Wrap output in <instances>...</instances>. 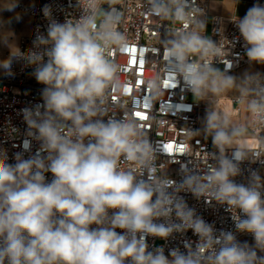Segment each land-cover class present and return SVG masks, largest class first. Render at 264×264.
<instances>
[{
	"label": "clouds",
	"instance_id": "clouds-1",
	"mask_svg": "<svg viewBox=\"0 0 264 264\" xmlns=\"http://www.w3.org/2000/svg\"><path fill=\"white\" fill-rule=\"evenodd\" d=\"M120 4L76 0L79 16L67 13L63 21L45 6L46 34L37 32L26 52L5 30L11 20L0 19V44L10 49L0 69L11 74L13 60L24 59L44 86L42 103L22 109L39 149L25 155L31 153L25 140V153H17L14 163L0 149V264H264V176L250 170L246 182L235 179L245 161L264 165L247 141L264 129V74L229 73L231 42L222 31L214 30L219 41L207 34L208 10L197 0H143L148 16L168 22L159 41L163 70L141 76L143 97H130L117 57L129 56L140 66L147 61L145 49L137 54L121 27ZM16 7L17 0H0V12ZM231 21L249 64L264 65V5L256 3ZM179 84L206 103L201 128L189 132L210 138L213 150L207 151L208 164L190 159L175 180L168 165L178 160L161 161L151 139L148 125L155 120L134 113L150 109ZM229 92L236 93L246 120L219 106ZM179 109L191 111L192 105ZM182 193L225 207L236 232L251 234L254 244L232 231L218 232ZM189 230L198 240L185 241L183 251L150 250L149 237L167 241Z\"/></svg>",
	"mask_w": 264,
	"mask_h": 264
},
{
	"label": "built area",
	"instance_id": "built-area-1",
	"mask_svg": "<svg viewBox=\"0 0 264 264\" xmlns=\"http://www.w3.org/2000/svg\"><path fill=\"white\" fill-rule=\"evenodd\" d=\"M250 7L259 3L264 5V0H244ZM202 6H207V0H197ZM48 6L53 17L63 21L65 14L71 13L79 16L76 10V0H39L33 3L20 2L18 4L19 11L27 14L32 19L30 33L22 37L18 44L21 52H26L33 48V41L37 32L46 34L48 20L43 14V9ZM105 7H107L105 5ZM124 11V22L122 29L127 33L133 41L134 51L138 54V49H145V60L147 63L140 66L138 63H132L129 56L117 57L121 64L124 65L125 71L122 79L129 82L130 97L141 99L144 95L141 76L149 77L157 71L163 70L162 63V46L159 41L163 37L167 23L159 21L156 18L146 14L143 7V0H121L119 5ZM209 32L208 35L212 39L219 41L220 35L214 34V30L222 31V34L231 44L229 45V55L226 59L231 63L230 74H235L242 68L250 65L246 56L245 44L240 36L238 28L231 21V17L221 14H209ZM243 17V16H239ZM214 18V19H213ZM10 51L3 54V59H7ZM2 59V60H3ZM225 63L228 64L229 62ZM217 67L224 70L225 64H217ZM34 68L24 59H14L11 66V74L1 70L0 73V149H3L8 158L9 163L15 162L17 153H25L23 143L25 140L31 142V153L35 154L39 149L40 143L27 134L28 128L24 121L22 109L25 107H34L36 104L42 103L41 90L44 87L37 82L33 75ZM255 72L264 74V66ZM231 106L235 112L241 110L240 105L235 101L234 97L230 100ZM181 104L192 105L191 111L179 109ZM131 106V105H130ZM202 102L194 101L192 94L183 89V85L179 84L173 89L167 90L165 97L156 102L150 109L139 112L141 115L137 118L143 120L145 117L155 120V123H149V131L151 139L157 142L160 152L161 161L168 159H176L178 162L168 165V174L175 180L180 179V170L182 166H190L189 161H197L201 166L209 163L207 159V151H212L211 139L205 140L202 136L192 137L189 129H199V114ZM136 115V113H134ZM264 129L257 128L251 136L256 139V144L249 147V150L256 156L264 158V144L261 143ZM191 157L184 156L185 153ZM241 176L236 177L237 182H246L250 174V170H261L264 176V165L259 161L252 163L245 161L242 165ZM47 179H52L51 173L47 174ZM190 207L196 209L205 221L214 225L217 231H232L236 234L237 239L240 237L253 238L251 234L236 232L231 213L225 210V207L215 204H206L203 199L196 200L190 193H182ZM119 231V230H118ZM196 237L191 230L185 234H175L174 238L167 241L159 238H148L150 250L152 248L163 246L167 255L169 249L179 247L184 250V242H196Z\"/></svg>",
	"mask_w": 264,
	"mask_h": 264
},
{
	"label": "rangeland",
	"instance_id": "rangeland-1",
	"mask_svg": "<svg viewBox=\"0 0 264 264\" xmlns=\"http://www.w3.org/2000/svg\"><path fill=\"white\" fill-rule=\"evenodd\" d=\"M231 2V3H230ZM208 10H209V14H218V13H225L229 8L233 7L232 1L231 0H208ZM250 8L249 4L244 1V0H239L238 3V11L241 15H245L247 10ZM23 13V12H22ZM5 14L2 12H0V19L5 20ZM20 19L17 20L15 18V29L12 32V36L10 37L11 42L14 44V42L17 39V36L19 35V33L22 32L23 28H25V18L23 17L22 14H19ZM207 32H209V25L207 28ZM208 34V33H207ZM8 35H11L8 34ZM8 48L7 46L0 44V49H4V48ZM1 51V50H0ZM6 51H10V49H7ZM4 51L3 54L6 52ZM3 59V57H2ZM264 65H259V64H253V65H248L245 68H242L240 71L236 72L235 74L232 75H236V76H242L245 72H255L257 71V69H259L260 67H262ZM236 93L235 92H229L223 96H221L219 98V106L223 109V110H228L232 113L233 117L238 120V121H244L248 118V114L247 112L240 106L241 110L239 112H235L234 107L231 106V98L235 97ZM207 105L205 102H202V106H201V111L199 114V127L201 128V121L205 115V111H206ZM261 137H264V134H262ZM260 139V138H259ZM261 140V139H260ZM248 141V145L249 146H254L256 144V140L249 135L247 138ZM262 143V142H261ZM264 144V143H262ZM239 241L241 242H245L247 241L249 244H254V240L253 238H248V237H240L238 238Z\"/></svg>",
	"mask_w": 264,
	"mask_h": 264
},
{
	"label": "crops",
	"instance_id": "crops-1",
	"mask_svg": "<svg viewBox=\"0 0 264 264\" xmlns=\"http://www.w3.org/2000/svg\"><path fill=\"white\" fill-rule=\"evenodd\" d=\"M37 1H39V0H17V3L18 4L20 2L33 3V2H37ZM231 1H232V4H233V7L229 8L225 13H218V14H221V15H224V16H235V15H237V16H243L238 11V4L236 5V0H231ZM207 5H208V0H207ZM3 13L6 15L4 21L11 20V23L10 24H6L5 25V30L8 31V32H11V33L15 29V18L17 16V14H22L23 17L25 18V28H23V30H22L21 33H19V35L17 36L16 41L14 42V45L16 47H18V44H19L20 39L30 33L32 19L27 14L22 13L21 11H19L18 7H16L15 10L12 11V12L3 11ZM0 29H2V26H0ZM7 34H10V33H7ZM7 49H9V48H6L5 47L4 49H0L1 50L0 51V60H2L3 52L6 51ZM1 70L2 69H0V73H1Z\"/></svg>",
	"mask_w": 264,
	"mask_h": 264
},
{
	"label": "snow or ice",
	"instance_id": "snow-or-ice-1",
	"mask_svg": "<svg viewBox=\"0 0 264 264\" xmlns=\"http://www.w3.org/2000/svg\"><path fill=\"white\" fill-rule=\"evenodd\" d=\"M136 115L139 117L141 114L140 113H136Z\"/></svg>",
	"mask_w": 264,
	"mask_h": 264
},
{
	"label": "bare ground",
	"instance_id": "bare-ground-1",
	"mask_svg": "<svg viewBox=\"0 0 264 264\" xmlns=\"http://www.w3.org/2000/svg\"><path fill=\"white\" fill-rule=\"evenodd\" d=\"M255 139V138H254ZM256 140V139H255ZM249 147H251V146H249Z\"/></svg>",
	"mask_w": 264,
	"mask_h": 264
}]
</instances>
